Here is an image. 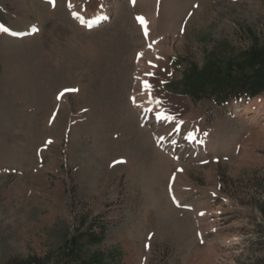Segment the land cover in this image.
Here are the masks:
<instances>
[{
    "label": "rangeland",
    "instance_id": "1",
    "mask_svg": "<svg viewBox=\"0 0 264 264\" xmlns=\"http://www.w3.org/2000/svg\"><path fill=\"white\" fill-rule=\"evenodd\" d=\"M68 4L0 0V264H255L264 93L233 89L264 72V0ZM148 71L173 122L144 111Z\"/></svg>",
    "mask_w": 264,
    "mask_h": 264
},
{
    "label": "snow or ice",
    "instance_id": "2",
    "mask_svg": "<svg viewBox=\"0 0 264 264\" xmlns=\"http://www.w3.org/2000/svg\"><path fill=\"white\" fill-rule=\"evenodd\" d=\"M47 2L50 3V4H54V0H47ZM132 2L135 3V0H132ZM158 2H159V0H158ZM68 7H69V10L71 11V9L73 7V5L71 4V0H69ZM100 7L101 8L103 7L102 3L100 4ZM195 7H199V6L196 5ZM80 11H85L83 6L81 7ZM72 16H73V19L78 20L82 26L87 27L89 30H91L94 26L99 25L102 20L106 19V17H104L102 15H97L95 17V19H91V20L86 21L77 12H72ZM136 19H137V23L140 25V27H141V29L143 31V36H144L145 40H148L149 39L148 22L146 21V19L144 17H137ZM31 31L33 33H35L36 31H38V29L33 28ZM183 32H184V28L182 27L181 28V34H183ZM0 34H8V35H11V36H14V37L21 35L20 33L13 32V31H11L10 29H8V28H6L4 26H0ZM156 43H158V41H151L147 45L148 49L150 51L153 50V45L156 44ZM139 55L141 57H143V53H141ZM155 59L156 60H160V59H162V57L156 56ZM147 64H148L149 68H157L158 67V65L153 63L152 60H148ZM154 76H155V73H153L151 71H148V72L144 73V77H145L144 79H141V77H137V79L140 80V87H139L138 95L146 97L144 103L148 105V107L145 108L144 111L148 112V113H153L154 116H155V120L157 122H168V123L173 122L174 118L171 115L167 114L166 110H162L160 108V105L162 103L160 101V99L153 96L154 87L149 81H150L151 78H154ZM164 82L165 81H161V83H164ZM77 91H78V89H66L64 92H61L57 96V99L59 100L67 92H77ZM131 101L137 107L140 106V105L137 104L136 97H131ZM153 106H155V110H154ZM180 123H182V122H177L175 124L172 132L169 133L170 136L173 133H175V135H177V136L180 135V132H181ZM183 138L186 141H188L189 143H192V142H194L196 140L195 135L193 133H191V132L188 133L187 135H185ZM164 142H165V138L164 137H159L158 138V141H157L158 146L162 145ZM47 143L50 144L51 141H47ZM176 143H177V141L175 139L171 140V144L173 146H175ZM123 163H126V161L118 160V161L113 162L112 166L114 167V166H116L118 164H123ZM177 171H182V170L178 169ZM173 180H174V177H173ZM170 192H171V187H170ZM173 203H175L177 207H183L182 205H180L179 203L176 202L174 197H173ZM198 215L204 216V215H206V213L205 212H200V213H198ZM212 231L214 232L215 229H212ZM203 242L204 241L201 240V243H203Z\"/></svg>",
    "mask_w": 264,
    "mask_h": 264
},
{
    "label": "trees",
    "instance_id": "3",
    "mask_svg": "<svg viewBox=\"0 0 264 264\" xmlns=\"http://www.w3.org/2000/svg\"><path fill=\"white\" fill-rule=\"evenodd\" d=\"M236 94L237 99H241L243 97L247 99H252L262 93H264V72L259 70L254 71L251 75L247 76L240 85L235 86L233 89ZM262 215L264 217V206L262 207ZM260 228L264 229V226ZM251 242L252 248L256 251H259L262 256L257 258L255 264H264V231L261 232L257 237L248 241ZM57 264H86L83 262H78L72 258L70 255H67V258L60 263Z\"/></svg>",
    "mask_w": 264,
    "mask_h": 264
},
{
    "label": "bare ground",
    "instance_id": "4",
    "mask_svg": "<svg viewBox=\"0 0 264 264\" xmlns=\"http://www.w3.org/2000/svg\"><path fill=\"white\" fill-rule=\"evenodd\" d=\"M171 53H172V52H171ZM153 96H154V97H156V98H158V96H157V95H153ZM138 99H139V98H138ZM144 100H145V99H144ZM144 100H143V101H144ZM160 101H161V100H160ZM141 102H142V101H141ZM144 107H145V106H144ZM160 108H161V107H160ZM162 110H163V109H162Z\"/></svg>",
    "mask_w": 264,
    "mask_h": 264
}]
</instances>
